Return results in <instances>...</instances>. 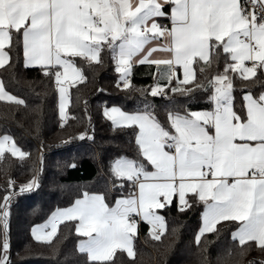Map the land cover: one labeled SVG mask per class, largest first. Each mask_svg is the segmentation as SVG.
Instances as JSON below:
<instances>
[{
	"label": "snow or ice",
	"instance_id": "6c2138e0",
	"mask_svg": "<svg viewBox=\"0 0 264 264\" xmlns=\"http://www.w3.org/2000/svg\"><path fill=\"white\" fill-rule=\"evenodd\" d=\"M14 48L22 51L25 68L37 67L51 79L61 127L69 119L70 87L86 80L77 58L91 67L110 54L117 87L124 90L132 87L133 66L147 65L154 82L139 91L171 102L166 122L147 100L132 112L104 107L114 129L134 133L135 155L117 156L109 165L112 188H127L128 194L109 203L104 193L84 191L34 226L35 240L51 241L59 225L74 222L84 264H114L117 249L136 255L137 217L159 241L167 225L158 210L175 200L184 212L192 193L203 204L197 246L205 233L232 221L241 255L250 250L249 242L264 252V91L244 92L239 112L233 96L235 79L254 82L264 73V0H0V68L11 67ZM221 60L222 70L209 76ZM194 91L207 95L209 110H180L169 97H191ZM0 101L26 103L8 93L2 80ZM78 138L94 140L86 132ZM6 152L29 156L8 135L0 137V160ZM38 187L37 175L18 189L7 181L0 197V264L9 259L12 198Z\"/></svg>",
	"mask_w": 264,
	"mask_h": 264
},
{
	"label": "trees",
	"instance_id": "16d2710c",
	"mask_svg": "<svg viewBox=\"0 0 264 264\" xmlns=\"http://www.w3.org/2000/svg\"><path fill=\"white\" fill-rule=\"evenodd\" d=\"M86 80L70 87L69 119L60 125L57 93L51 79L43 77L39 68H25L22 51L12 52L11 67L0 68V80L6 91L25 100V105L0 101V137L10 136L22 151L29 153L24 159L5 153L0 160V197L5 194L7 181L11 179L17 189L37 175L39 187L17 194L12 198L9 215L8 264H84L76 251L78 237L74 222L58 226L51 241H37L31 234L34 226L43 224L58 208L68 207L84 191L104 193L107 202L128 192L117 186L112 188L109 179L110 162L117 156L135 155L134 133L129 129L113 128L103 116L105 106H118L124 111L142 110L147 100L155 109V115L166 122L169 98L151 97L139 90L149 89L154 79L147 65L133 66L131 89L117 87V73L110 54L102 56V62L91 67L76 59ZM203 63V62H201ZM214 63L209 71L222 70ZM235 75V74H233ZM196 76L200 78L199 68ZM254 82L235 79L233 92L235 110L240 111L244 92L258 95L264 91V73L251 78ZM175 107L183 110H209L211 105L203 91H194L191 97L169 92ZM86 132L94 140L79 139ZM71 137V139H69ZM74 164L75 167L68 165ZM191 205L179 212L175 200L159 213L165 217L167 230L159 241L148 235V225L140 224L133 240L136 255L129 258L126 252L116 250L114 264H264V252L254 242L250 250L240 254L242 246L232 240L235 223L224 221L217 225L218 232L206 233L200 246L195 235L200 227L202 202L193 194L186 197Z\"/></svg>",
	"mask_w": 264,
	"mask_h": 264
},
{
	"label": "crops",
	"instance_id": "0c3cea01",
	"mask_svg": "<svg viewBox=\"0 0 264 264\" xmlns=\"http://www.w3.org/2000/svg\"><path fill=\"white\" fill-rule=\"evenodd\" d=\"M164 23H167V21L165 20V21H163ZM246 63H248V62H246ZM134 66H139V65H134ZM28 68H32V67H28ZM179 75H180V78L182 79L183 78V76H182V72L181 73H179ZM117 76H118V74H117ZM57 100H58V95H57ZM5 102V101H4ZM59 102V101H58ZM66 111H67V109H66ZM190 194H192V193H188L187 195H190ZM115 201V200H114ZM114 201L112 202V203H114ZM158 211H160V210H158ZM203 212V211H202ZM137 220L139 221V223H138V233H139V229H140V224H142V223H144L143 221H140L139 220V217H137ZM46 222H44L43 224H40V225H37V226H42V225H44ZM200 226H201V217H200ZM200 228V227H199ZM198 231H199V229H198ZM31 234H32V232H31ZM206 234V233H205ZM80 239H82V237H80ZM117 250H119V249H117Z\"/></svg>",
	"mask_w": 264,
	"mask_h": 264
},
{
	"label": "built area",
	"instance_id": "2783aa9c",
	"mask_svg": "<svg viewBox=\"0 0 264 264\" xmlns=\"http://www.w3.org/2000/svg\"><path fill=\"white\" fill-rule=\"evenodd\" d=\"M116 85H117V82H116ZM118 88L122 89V86H121V87H118ZM127 194H128V192L123 193V194H121V195H127Z\"/></svg>",
	"mask_w": 264,
	"mask_h": 264
},
{
	"label": "rangeland",
	"instance_id": "374dc122",
	"mask_svg": "<svg viewBox=\"0 0 264 264\" xmlns=\"http://www.w3.org/2000/svg\"><path fill=\"white\" fill-rule=\"evenodd\" d=\"M7 153V152H6ZM10 154V153H9ZM17 158V157H16Z\"/></svg>",
	"mask_w": 264,
	"mask_h": 264
}]
</instances>
